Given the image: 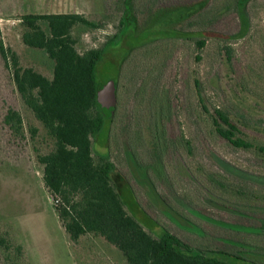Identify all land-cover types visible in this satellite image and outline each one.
<instances>
[{"label":"rangeland","instance_id":"rangeland-1","mask_svg":"<svg viewBox=\"0 0 264 264\" xmlns=\"http://www.w3.org/2000/svg\"><path fill=\"white\" fill-rule=\"evenodd\" d=\"M72 12L98 25L73 29L80 52L105 50L98 84H117L94 156L122 174L132 214L154 235L165 228L194 249L264 264V0H131L136 21L125 0H0V42L52 78L54 60L24 43L21 17ZM9 109L21 114L17 131ZM216 109L252 147L216 131ZM54 142L0 54V264H129L100 235L70 239L39 160Z\"/></svg>","mask_w":264,"mask_h":264},{"label":"trees","instance_id":"trees-1","mask_svg":"<svg viewBox=\"0 0 264 264\" xmlns=\"http://www.w3.org/2000/svg\"><path fill=\"white\" fill-rule=\"evenodd\" d=\"M248 1L238 0L241 9ZM124 15L136 21L131 0H125ZM21 23L26 28L24 43L44 49L54 60L53 77L22 67L18 54L2 41L0 54L12 69L24 102L54 138V148L39 160L44 185L58 203L56 210L70 239L77 242L87 233L100 235L120 249L129 264H255L224 251L194 249L165 228L154 235L127 207L122 174L115 172L109 158L94 156V138L104 120L96 75L105 50L80 52L73 34L77 25H98L81 13H27ZM227 54L231 58L230 48ZM212 117L216 131L231 144L253 146L237 134V125L224 110L216 109ZM5 122L17 131L21 114L9 109Z\"/></svg>","mask_w":264,"mask_h":264},{"label":"water","instance_id":"water-1","mask_svg":"<svg viewBox=\"0 0 264 264\" xmlns=\"http://www.w3.org/2000/svg\"><path fill=\"white\" fill-rule=\"evenodd\" d=\"M99 87V103L105 115H111L115 109L117 100L116 86L112 84Z\"/></svg>","mask_w":264,"mask_h":264},{"label":"flooded vegetation","instance_id":"flooded-vegetation-1","mask_svg":"<svg viewBox=\"0 0 264 264\" xmlns=\"http://www.w3.org/2000/svg\"><path fill=\"white\" fill-rule=\"evenodd\" d=\"M115 86H116V92H117V84H115ZM201 100H202V98H201ZM100 108H101V111L103 112L101 105H100ZM115 111H116V105H115V109H114L113 113L111 114V118H112V119H113L114 116H115ZM103 114H104V117H105L106 115H105L104 112H103Z\"/></svg>","mask_w":264,"mask_h":264},{"label":"crops","instance_id":"crops-1","mask_svg":"<svg viewBox=\"0 0 264 264\" xmlns=\"http://www.w3.org/2000/svg\"><path fill=\"white\" fill-rule=\"evenodd\" d=\"M72 13H78V12H72Z\"/></svg>","mask_w":264,"mask_h":264}]
</instances>
